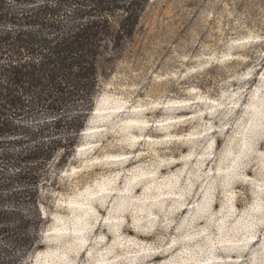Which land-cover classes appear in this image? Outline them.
Segmentation results:
<instances>
[{
	"label": "rangeland",
	"instance_id": "1",
	"mask_svg": "<svg viewBox=\"0 0 264 264\" xmlns=\"http://www.w3.org/2000/svg\"><path fill=\"white\" fill-rule=\"evenodd\" d=\"M113 42L0 264H264V0H148Z\"/></svg>",
	"mask_w": 264,
	"mask_h": 264
},
{
	"label": "trees",
	"instance_id": "2",
	"mask_svg": "<svg viewBox=\"0 0 264 264\" xmlns=\"http://www.w3.org/2000/svg\"><path fill=\"white\" fill-rule=\"evenodd\" d=\"M147 1L0 0V235L38 228L44 168L74 146L105 45L133 34Z\"/></svg>",
	"mask_w": 264,
	"mask_h": 264
},
{
	"label": "bare ground",
	"instance_id": "3",
	"mask_svg": "<svg viewBox=\"0 0 264 264\" xmlns=\"http://www.w3.org/2000/svg\"><path fill=\"white\" fill-rule=\"evenodd\" d=\"M96 108V107H95ZM92 113H93V111H92ZM85 128V127H84ZM84 130V129H83ZM81 134H83L82 132H81ZM78 149V148H77Z\"/></svg>",
	"mask_w": 264,
	"mask_h": 264
}]
</instances>
